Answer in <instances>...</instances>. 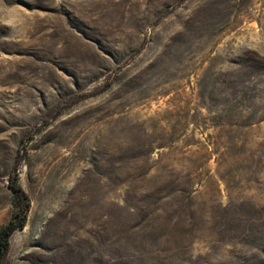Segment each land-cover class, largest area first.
<instances>
[{"label":"rangeland","instance_id":"obj_1","mask_svg":"<svg viewBox=\"0 0 264 264\" xmlns=\"http://www.w3.org/2000/svg\"><path fill=\"white\" fill-rule=\"evenodd\" d=\"M12 174L4 264H264V0H0V226Z\"/></svg>","mask_w":264,"mask_h":264},{"label":"trees","instance_id":"obj_2","mask_svg":"<svg viewBox=\"0 0 264 264\" xmlns=\"http://www.w3.org/2000/svg\"><path fill=\"white\" fill-rule=\"evenodd\" d=\"M8 180L12 192L11 211L7 222L0 226V264H4L13 234L23 230L26 226L30 211V201L18 183V175L12 174ZM158 202L160 204L152 205L150 211L140 214L134 226L123 229L125 230L123 239L126 240V243L133 246L138 243L144 244L148 246V249L163 248L169 243H176L179 236L188 231L186 230L188 225H190V229H193L191 227L194 226L196 221L195 218L189 215L191 213H187L190 211L189 204L182 202V200H171L169 198L165 199L166 204L156 200V203ZM173 203L178 204L177 210H171L170 207ZM183 205H185V208L187 206L186 210ZM167 207L170 211H167ZM189 220L190 222H187ZM112 242L116 243V241Z\"/></svg>","mask_w":264,"mask_h":264}]
</instances>
